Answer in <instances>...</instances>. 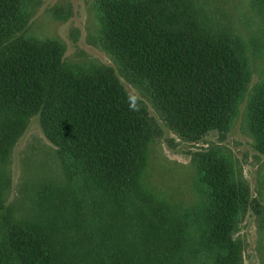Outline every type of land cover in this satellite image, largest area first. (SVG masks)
I'll return each mask as SVG.
<instances>
[{"label": "rangeland", "instance_id": "rangeland-1", "mask_svg": "<svg viewBox=\"0 0 264 264\" xmlns=\"http://www.w3.org/2000/svg\"><path fill=\"white\" fill-rule=\"evenodd\" d=\"M134 1H155L179 20L193 17L199 34L246 49L251 80L232 120L200 138L178 128L151 84L106 48L101 0H22L23 25L4 47L55 44L61 67L76 75L113 68L145 120L149 157L144 179L111 193L48 139L40 111L0 110V264H20L7 251L15 226L38 238L53 264H214L218 256L199 247L212 246L205 224L213 211L197 178L209 161L240 192L221 256L228 264H264V153L251 125L264 89V0Z\"/></svg>", "mask_w": 264, "mask_h": 264}, {"label": "trees", "instance_id": "trees-1", "mask_svg": "<svg viewBox=\"0 0 264 264\" xmlns=\"http://www.w3.org/2000/svg\"><path fill=\"white\" fill-rule=\"evenodd\" d=\"M21 3L0 0V110L40 111L48 139L111 193H121L131 179H144L147 126L113 68L76 75L61 67L55 44L19 40L4 47L23 25ZM154 4L101 0L106 48L123 68L151 84L154 99L178 128L198 138L223 130L251 80L246 49L203 36L193 17L166 16ZM251 112L255 144L264 153V89ZM197 178L200 187L207 186L213 211L205 224L212 246L199 247L218 256L214 264L222 259L226 264L220 245L237 220L240 192L217 162L205 163ZM7 246L20 264H53L38 238L19 227L10 231Z\"/></svg>", "mask_w": 264, "mask_h": 264}]
</instances>
